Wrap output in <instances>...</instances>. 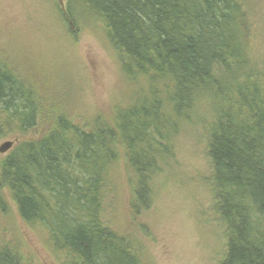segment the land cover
Wrapping results in <instances>:
<instances>
[{"label":"trees","instance_id":"1","mask_svg":"<svg viewBox=\"0 0 264 264\" xmlns=\"http://www.w3.org/2000/svg\"><path fill=\"white\" fill-rule=\"evenodd\" d=\"M65 7L70 27L80 19L102 26L123 78L142 87L91 128L60 116L40 139L14 145L0 160V212L7 191L20 219L46 233L64 264H142L135 242L104 217L111 169L125 160L130 213L140 216L173 139L193 119L207 139L209 209L222 240L217 264H264V82L247 66L243 0H66ZM32 68L18 73L0 51V141L39 122L42 75ZM0 264L26 263L7 248Z\"/></svg>","mask_w":264,"mask_h":264},{"label":"rangeland","instance_id":"2","mask_svg":"<svg viewBox=\"0 0 264 264\" xmlns=\"http://www.w3.org/2000/svg\"><path fill=\"white\" fill-rule=\"evenodd\" d=\"M243 5L251 34L247 66L262 73L264 82V0H243ZM65 6L66 0H0V51L18 73L24 75L28 63L42 75L36 128L0 146L38 140L60 116L91 128L137 98L142 85L123 78L102 26L80 19L70 27L62 20ZM196 110L199 117L205 112L203 105ZM200 123L189 120L173 139L170 162L155 179L151 207L140 216L130 213L125 160L111 169L104 217L111 229L135 242L142 264H217L222 240L209 209L210 166ZM4 198L0 251L11 249L26 264H64L46 233L20 219L7 191Z\"/></svg>","mask_w":264,"mask_h":264},{"label":"water","instance_id":"3","mask_svg":"<svg viewBox=\"0 0 264 264\" xmlns=\"http://www.w3.org/2000/svg\"><path fill=\"white\" fill-rule=\"evenodd\" d=\"M13 147L12 142H6L0 146V154H5L9 152Z\"/></svg>","mask_w":264,"mask_h":264}]
</instances>
